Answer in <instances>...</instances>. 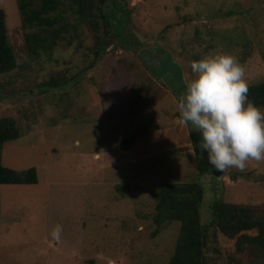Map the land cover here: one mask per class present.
Returning <instances> with one entry per match:
<instances>
[{"label": "rangeland", "instance_id": "374dc122", "mask_svg": "<svg viewBox=\"0 0 264 264\" xmlns=\"http://www.w3.org/2000/svg\"><path fill=\"white\" fill-rule=\"evenodd\" d=\"M63 1L65 39L32 55L16 0H0L16 60L0 74V118L20 130L0 157L37 171L36 184L0 185V264H166L179 222L152 221L162 183L198 181L206 227L217 197L262 215L264 160L214 169L199 132L178 121L177 98L191 62L217 51L238 58L248 84L264 80V0H124V21L107 0L106 29L75 19ZM122 29L130 49L119 45ZM215 232L207 264H264L257 244Z\"/></svg>", "mask_w": 264, "mask_h": 264}, {"label": "trees", "instance_id": "16d2710c", "mask_svg": "<svg viewBox=\"0 0 264 264\" xmlns=\"http://www.w3.org/2000/svg\"><path fill=\"white\" fill-rule=\"evenodd\" d=\"M107 0H67V6L75 19L86 21L88 25L102 28L109 25L105 9ZM116 9L122 14L123 21L128 12L124 8V0H114ZM21 26L24 29V41L29 53L51 50L58 41L65 39L69 25L58 12L63 0H16ZM232 11H228L230 14ZM107 32V30H106ZM119 45L130 49L122 29L116 35ZM70 42V41H68ZM98 50L104 49V41L97 38ZM16 66L15 55L7 36L5 12L0 8V74L11 71ZM247 97L257 107H264V80L248 84ZM20 130L11 117L0 118V144L16 139ZM135 136L123 137L119 148L126 150L133 145ZM37 171L35 166L16 170L2 163L0 157L1 184H36ZM121 190V185L117 186ZM203 186L194 182L162 183L155 195V207L152 221L160 224L163 221H178L179 230L177 241L166 264H207L206 253L210 250L208 243L214 240L215 230L233 237L238 235L244 242L257 244L264 254V211L254 217L246 205L226 202L217 197L210 205V218L207 227L200 222V205ZM211 228L208 230V228ZM256 229L254 235L244 234L243 231ZM237 248H240L238 244ZM214 251H218L213 248Z\"/></svg>", "mask_w": 264, "mask_h": 264}, {"label": "clouds", "instance_id": "9594fccd", "mask_svg": "<svg viewBox=\"0 0 264 264\" xmlns=\"http://www.w3.org/2000/svg\"><path fill=\"white\" fill-rule=\"evenodd\" d=\"M185 90L177 98V119L200 134L199 148L216 170L244 169L264 160V110L248 99V83L237 57L206 54L190 65ZM62 228L51 232L59 239Z\"/></svg>", "mask_w": 264, "mask_h": 264}, {"label": "crops", "instance_id": "0c3cea01", "mask_svg": "<svg viewBox=\"0 0 264 264\" xmlns=\"http://www.w3.org/2000/svg\"><path fill=\"white\" fill-rule=\"evenodd\" d=\"M0 222H1V219H0ZM0 224H1V223H0ZM4 228H5V226L0 227V229H4ZM2 235H3L2 232H0V244L2 243V242H1Z\"/></svg>", "mask_w": 264, "mask_h": 264}, {"label": "bare ground", "instance_id": "6f19581e", "mask_svg": "<svg viewBox=\"0 0 264 264\" xmlns=\"http://www.w3.org/2000/svg\"><path fill=\"white\" fill-rule=\"evenodd\" d=\"M73 170V169H72Z\"/></svg>", "mask_w": 264, "mask_h": 264}]
</instances>
